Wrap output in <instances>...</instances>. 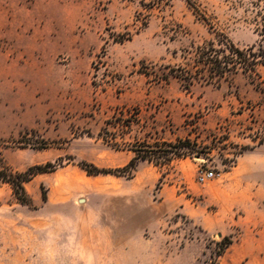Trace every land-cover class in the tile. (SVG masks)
<instances>
[{"label":"rangeland","instance_id":"374dc122","mask_svg":"<svg viewBox=\"0 0 264 264\" xmlns=\"http://www.w3.org/2000/svg\"><path fill=\"white\" fill-rule=\"evenodd\" d=\"M256 1L0 0V171L53 165L27 205L0 181V264H264V66L172 77L209 41L256 45ZM177 140L195 153L79 167Z\"/></svg>","mask_w":264,"mask_h":264},{"label":"trees","instance_id":"16d2710c","mask_svg":"<svg viewBox=\"0 0 264 264\" xmlns=\"http://www.w3.org/2000/svg\"><path fill=\"white\" fill-rule=\"evenodd\" d=\"M263 2L264 0H257ZM256 6H259L256 5ZM264 8V5H263ZM264 10V9H263ZM255 32L259 36V42L247 49H239L234 46L226 37L209 41L202 47L196 48L193 55V63L189 65V69L183 74L173 73L172 77L178 79L185 85L188 90L193 82L219 85L221 81H228L239 71L247 75L249 78L258 77L257 69L264 66V11H259L254 17ZM163 80H167L164 77ZM106 127L102 129V133L107 132V126L111 122L105 123ZM105 143L107 139L103 138ZM262 144V139L259 145ZM142 150H133L134 157L126 166L120 169L108 170L99 169L89 163H80L79 167L84 170L89 176L98 175H130L134 170L136 163L140 160L150 161L151 159L161 162L170 163L174 158H184L189 154H193L194 148L187 140H177L176 143L159 142L154 145H143ZM53 165L47 163L44 166H35L29 168L24 173L15 175H7L0 171V181L8 183L12 186L16 199L24 205L28 204V197L25 193L23 184L29 182L35 174L45 173L51 170ZM231 245V240L227 237L223 238L219 244L220 250H225Z\"/></svg>","mask_w":264,"mask_h":264},{"label":"built area","instance_id":"2783aa9c","mask_svg":"<svg viewBox=\"0 0 264 264\" xmlns=\"http://www.w3.org/2000/svg\"><path fill=\"white\" fill-rule=\"evenodd\" d=\"M214 176L212 171L202 170L199 172L198 180L201 184L205 183L206 181L210 180Z\"/></svg>","mask_w":264,"mask_h":264}]
</instances>
